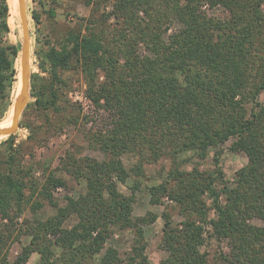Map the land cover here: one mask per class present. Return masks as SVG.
<instances>
[{
  "label": "trees",
  "instance_id": "obj_1",
  "mask_svg": "<svg viewBox=\"0 0 264 264\" xmlns=\"http://www.w3.org/2000/svg\"><path fill=\"white\" fill-rule=\"evenodd\" d=\"M81 1L90 7L87 17L55 29L53 40L35 37L46 48L19 118L27 134L16 140L14 131L0 142V264H25L32 253L37 264H154L143 226L156 217H135L133 204L144 166L161 158L171 162L166 177L145 189L153 204L173 202L181 219L162 213L167 255L156 264H264V0ZM7 2L0 0V127L9 126L5 114L19 83L14 61L21 45L3 38L9 27L21 32L20 19L17 3ZM103 3L112 9L103 11ZM205 5L227 15H210ZM31 16L39 23L36 12ZM172 21L178 27L171 29ZM65 72L82 75L87 99L111 125L86 134L102 159L66 153L63 171L84 189L60 204L53 192L66 187L65 179L45 168L37 178L31 161L50 130L87 120L67 96ZM227 142L247 156L232 182L218 165ZM210 151L213 168H183V153L202 161ZM130 155L135 162L127 167L122 158ZM132 175L124 194L118 186ZM44 204L54 213L24 217L25 209L35 214ZM207 226L226 250H201ZM123 230L132 243L121 255L107 241ZM22 236L28 242L10 257L9 244Z\"/></svg>",
  "mask_w": 264,
  "mask_h": 264
},
{
  "label": "rangeland",
  "instance_id": "obj_2",
  "mask_svg": "<svg viewBox=\"0 0 264 264\" xmlns=\"http://www.w3.org/2000/svg\"><path fill=\"white\" fill-rule=\"evenodd\" d=\"M17 3V0H8L7 3L13 4ZM12 5V6H13ZM28 21L30 24V41H31V52H30V65H33L34 69L31 71L37 72L36 63L38 56H43L46 45L43 42L39 44L35 43V37L38 35L41 39L50 38L54 39L56 36L55 29H62L66 26H73L77 18L87 17L89 15L90 7L83 4L81 0H26ZM52 8L55 16L53 18L49 17L47 10ZM103 11H110L112 6L110 3H103L101 5ZM207 12L210 15L225 17L227 12L221 6H215L212 8H207ZM36 12L39 15V23H35L31 13ZM171 29L178 27L177 23L172 21L169 25ZM170 31V29H169ZM7 43L14 45H21L22 32H20L19 25L13 28L9 27V32L4 35L3 38ZM16 68H19V57H16L14 61ZM68 77L70 82V88L67 92L68 98L77 103L81 107V117L82 114L87 116V120L82 118L79 124H69L63 127V130L57 134H53V130H50L46 135L45 144L34 145L32 163L35 165V176L39 178L44 170L45 174L49 171H53L59 177H62L66 181V187H57L54 190V196L57 201L62 204L65 195L76 196L78 193L82 192L84 189L83 183L76 182L70 175L65 174L63 171V163L66 159V153H70L75 157L89 156L96 159H102L103 153L97 148H93L88 145L86 139V134L90 133L91 130H106L111 125V120L108 115L98 107H93L90 101L87 99L84 93V82L82 80V75L76 72H65L63 74ZM19 91V83L16 82L14 88L10 94L13 97ZM264 100V93L259 97ZM12 103L6 111V119L8 117L9 121L12 114ZM4 116V117H5ZM30 121H35V114L32 111L29 115ZM38 122V121H37ZM1 124H4L2 122ZM16 140L24 139L27 131L23 127H19L14 132ZM6 138V135L0 134V142ZM229 142L222 146V152L218 158V165L224 172L225 178L232 182L235 178V171L246 164L247 156L243 152H233L228 149ZM180 159H186L183 162V168L190 169L191 166L198 162L199 167L202 169H211L213 165V152L210 151L207 158L202 161H197L195 157H192V152L183 153ZM189 160L187 161V159ZM125 165L130 167L135 159L133 156L127 158H122ZM29 162V158H28ZM171 162L168 158H161L157 162L148 163L144 166V172L141 179L140 189L136 191V199L133 204V215L135 217H141L150 213L155 215V220L151 223L144 225V236L146 241L145 252L148 259L156 264L161 259L165 258L167 251L161 246V235L163 227L162 213L168 212L171 216V220L178 222L181 216L178 214L177 208L174 203L168 199H164L163 203L153 204L149 200V194L146 192V186L152 185L162 181L170 168ZM134 175H132L125 184H119V190L124 194L130 193V186L133 183ZM54 213V209L45 205L40 208L35 214L31 213L29 209H25L24 217L29 219H45L48 215ZM210 217H213V211H209ZM204 243L201 247L202 251H207L213 253L215 250L223 249L226 250V245L224 241L217 240L215 236L212 235L211 229L207 226L204 231ZM28 236H22L19 240H14L9 244V256L14 257L19 251L20 246L28 242ZM132 243V233L129 230H123L113 234L107 241V245H112L118 249L121 255H124L126 251L130 249ZM39 261V254L32 253L28 261L25 264H37Z\"/></svg>",
  "mask_w": 264,
  "mask_h": 264
},
{
  "label": "water",
  "instance_id": "obj_3",
  "mask_svg": "<svg viewBox=\"0 0 264 264\" xmlns=\"http://www.w3.org/2000/svg\"><path fill=\"white\" fill-rule=\"evenodd\" d=\"M17 9L20 18V26L22 32L21 47L19 50V91L16 94L12 103V114L10 125L7 127H0L1 135H8L13 133L19 124V118L21 113L29 100V86H30V52H31V41H30V30L29 21L26 7V0H17Z\"/></svg>",
  "mask_w": 264,
  "mask_h": 264
},
{
  "label": "bare ground",
  "instance_id": "obj_4",
  "mask_svg": "<svg viewBox=\"0 0 264 264\" xmlns=\"http://www.w3.org/2000/svg\"><path fill=\"white\" fill-rule=\"evenodd\" d=\"M18 10V9H17ZM18 16H19V13H18ZM20 19V18H19ZM10 120H11V118H10ZM9 125H10V121H9Z\"/></svg>",
  "mask_w": 264,
  "mask_h": 264
},
{
  "label": "built area",
  "instance_id": "obj_5",
  "mask_svg": "<svg viewBox=\"0 0 264 264\" xmlns=\"http://www.w3.org/2000/svg\"><path fill=\"white\" fill-rule=\"evenodd\" d=\"M204 7L207 9V6L206 5Z\"/></svg>",
  "mask_w": 264,
  "mask_h": 264
}]
</instances>
